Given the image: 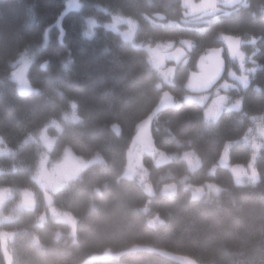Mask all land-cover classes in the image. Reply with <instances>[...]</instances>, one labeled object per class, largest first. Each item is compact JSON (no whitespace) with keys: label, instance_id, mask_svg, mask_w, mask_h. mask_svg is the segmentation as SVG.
I'll use <instances>...</instances> for the list:
<instances>
[{"label":"trees","instance_id":"16d2710c","mask_svg":"<svg viewBox=\"0 0 264 264\" xmlns=\"http://www.w3.org/2000/svg\"><path fill=\"white\" fill-rule=\"evenodd\" d=\"M65 2L0 0V147L8 149L0 156V188L38 189L34 177L43 148L37 136L59 122L60 133L50 129L57 134L55 153L69 150L71 180L54 203L77 219L74 241L67 234L58 237L64 224L49 219L39 226L38 211L14 215L5 223L16 233L14 264H183L160 251L195 264H264V148L255 184L238 185L228 168L214 169L226 145L255 127L253 116L264 124V0H241L199 20H190L183 0H80L82 10L63 16ZM109 14L136 19L140 41H174L192 50L168 87L177 105L158 107L161 79L144 49L102 27L85 37L88 16ZM46 34L48 43L39 49ZM225 36L257 41L260 68L244 93L243 111H225L212 124L202 105L182 100L198 55L220 48ZM26 51L34 55L31 90L20 94L12 62ZM71 113L77 121H68ZM145 119L159 151L194 150L201 162L191 172L180 156L159 166L146 156L152 196L138 179L125 177L127 150ZM252 153L249 145L236 143L230 161L247 164ZM185 177L191 187L213 183L222 191L195 199L181 183ZM174 183L175 193L159 192ZM155 216L160 222L153 226ZM135 245L151 248L127 250ZM3 256L0 241V264Z\"/></svg>","mask_w":264,"mask_h":264},{"label":"rangeland","instance_id":"374dc122","mask_svg":"<svg viewBox=\"0 0 264 264\" xmlns=\"http://www.w3.org/2000/svg\"><path fill=\"white\" fill-rule=\"evenodd\" d=\"M241 0H183L186 13L190 20H199L202 17L210 16L211 11L222 7H231ZM83 4L80 0H66L63 16L69 11H80ZM101 12L107 13L104 8L99 7ZM220 10H217L219 12ZM210 12V13H209ZM62 16V17H63ZM62 17L59 21H61ZM99 27L105 30L114 31L123 38L124 41L131 43L136 48L144 49L147 53L150 64L158 71L162 89L159 108H168L177 105L179 102L173 97L168 87L176 84V73L181 64L186 62V48L174 41L153 43L150 41H140L137 37L138 22L131 17L109 14L107 18L98 16H88L84 35L92 38ZM49 36L46 34L45 40L41 42L40 48L48 43ZM224 47L216 53L206 52L198 56L194 69L190 71L186 80L188 92L183 95L182 101L199 103L204 107V118L207 123L214 124L220 115L225 111H238L244 109V93L249 87L253 76L259 68L257 59L251 56L248 49L243 48L246 56L241 53L243 44L254 46L253 41L242 40L235 36L223 37ZM219 53V54H217ZM254 53V52H253ZM240 54L242 56H240ZM248 56V57H247ZM34 61L32 52L26 51L12 62V80L17 85L20 94L29 93L31 83L29 80L30 67ZM253 62V63H252ZM186 64H189L188 62ZM68 121H77L74 113L66 117ZM255 127L249 134L241 140L230 142L226 145L218 166L228 168L236 184H255L259 181L257 169V159L261 150L264 148V124L260 116H253ZM149 119H145L137 126L136 133L127 150V162L125 177L136 178L143 185L145 191L150 196L156 193V189L149 181L145 157L151 156L156 166L164 165L180 156L188 163L189 170L193 172L200 166V158L194 150H188L181 155L167 154L159 151L153 142L152 127ZM59 123V122H58ZM57 123V124H58ZM53 121L39 131L37 139L40 141L43 152L39 158L35 181L38 189L29 191H16L0 188V241L4 252V264H14L13 253L11 252L12 242L16 237L15 232H9L6 224L13 220L14 215H18L22 210L38 211V225H45L49 219L67 226L66 231L62 227L58 229V237L67 234L74 241H77V219L68 211L59 210L54 203L56 193L65 187L71 180L69 170H67L69 150L55 153L57 134L49 127H54L55 131H62L61 125ZM60 124V123H59ZM2 140L0 139V143ZM239 142L249 145L253 149L252 157L247 164H232L230 161V148ZM5 148V149H3ZM0 147V156L6 154L8 149ZM71 157V154H70ZM213 169V170H214ZM187 177L181 180L183 186L191 190L192 197L195 199L218 195L222 188L213 183L204 186L191 187L187 184ZM178 189V183L163 185L159 192L161 194H173ZM16 199V200H15ZM148 210V207L144 209ZM151 225L160 222V218L155 216L150 219ZM13 233V234H12ZM4 242V243H3ZM151 248L145 245H135L127 250H141ZM125 250V251H127ZM166 256L185 264H195L188 257H172L163 251ZM183 262H182V261Z\"/></svg>","mask_w":264,"mask_h":264},{"label":"flooded vegetation","instance_id":"af4514ba","mask_svg":"<svg viewBox=\"0 0 264 264\" xmlns=\"http://www.w3.org/2000/svg\"><path fill=\"white\" fill-rule=\"evenodd\" d=\"M239 39H241V38H239ZM253 44H254L253 47L252 46L250 47L247 44H243L242 47H241V53H242L243 56H246L245 52L243 51V48L246 47V49H248V51H250L252 53L251 56H254V60L256 61V59H257V53H258L257 41H253ZM184 46L187 47L186 48V54H185V56H192V50L189 48V46L187 44H185ZM222 47H224V44L220 48L210 49V50L205 51L204 53L210 52V54H211V53H216L215 51H218L220 53V51L223 49ZM219 53H217V54H219ZM210 54H206V55H202L201 54V55L202 56H207V55H210ZM201 55H198V56H201ZM242 55L240 54V56H242ZM258 65H259V63H258ZM259 68H260V65H259Z\"/></svg>","mask_w":264,"mask_h":264},{"label":"bare ground","instance_id":"6f19581e","mask_svg":"<svg viewBox=\"0 0 264 264\" xmlns=\"http://www.w3.org/2000/svg\"><path fill=\"white\" fill-rule=\"evenodd\" d=\"M219 42V41H218ZM223 48V47H222ZM199 54V53H198ZM248 57V56H247ZM190 61V60H189ZM253 63V62H252ZM256 116V115H255ZM263 116V115H262ZM44 128V127H43ZM50 128V127H49ZM42 130V129H41Z\"/></svg>","mask_w":264,"mask_h":264}]
</instances>
